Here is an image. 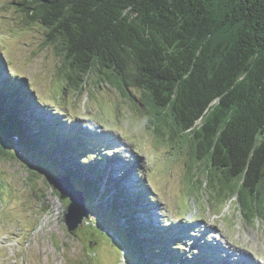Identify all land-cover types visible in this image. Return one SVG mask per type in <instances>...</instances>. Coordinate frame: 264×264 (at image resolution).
Wrapping results in <instances>:
<instances>
[{"label":"trees","instance_id":"trees-1","mask_svg":"<svg viewBox=\"0 0 264 264\" xmlns=\"http://www.w3.org/2000/svg\"><path fill=\"white\" fill-rule=\"evenodd\" d=\"M14 4L27 23L44 29L46 44L54 45L63 57L69 69L63 90L78 92L85 78L95 74V84L106 83L124 97L128 93L139 106L152 107L167 124L170 140L185 137L192 161L205 164L207 185L216 196L236 197L250 220L264 216V0ZM5 74L10 80L0 79V132L21 141L27 168L35 166L36 159L49 160L58 175L95 191V199L89 201L98 204L93 210L119 219L122 234L117 237L129 253L153 264H196L133 216L139 194L130 200L121 188L110 196L99 193L97 182L83 180V173L97 164L86 160V150L94 149L83 141L73 144L74 133L62 130L68 119L54 110L52 101L42 105L46 114L31 109V103L40 107L42 99L33 96L22 75ZM133 89L140 91V98L130 93ZM112 148L107 156L119 153H112ZM117 154L116 159L123 158ZM10 156L0 144V157ZM195 215L201 217L199 211Z\"/></svg>","mask_w":264,"mask_h":264},{"label":"rangeland","instance_id":"rangeland-1","mask_svg":"<svg viewBox=\"0 0 264 264\" xmlns=\"http://www.w3.org/2000/svg\"><path fill=\"white\" fill-rule=\"evenodd\" d=\"M0 60V79L10 80L5 72H17L33 96L42 99L41 108L31 103V109L46 114L42 105L52 101L54 110L68 119L62 130L74 133L73 144L83 141L94 149L86 150V160L97 164L83 173V180L97 182L99 193L110 196L121 188L130 200L139 194L133 216L151 225L157 239L166 238L174 250L179 247L177 253L182 251L196 264H264V216L250 220L236 197L216 196L207 185L205 164L192 161L185 137L170 140L167 124L152 107L139 106L128 93L124 97L106 83L95 84V74L85 78L78 92L63 90L69 72L63 57L54 45L46 44L38 23L25 21L14 0H0ZM130 93L141 97L138 89ZM35 129L29 127V134ZM20 142L13 139L12 147L21 161L0 157V264H153L131 252L125 257L122 243L114 237L122 234L119 219L99 210L98 216L93 210L96 201L87 204V224L69 233L65 224L69 201L59 198L42 172L27 170ZM109 146L112 153H119L107 156ZM36 160V168L61 176L49 160ZM76 187L87 201L95 199V191Z\"/></svg>","mask_w":264,"mask_h":264},{"label":"water","instance_id":"water-1","mask_svg":"<svg viewBox=\"0 0 264 264\" xmlns=\"http://www.w3.org/2000/svg\"><path fill=\"white\" fill-rule=\"evenodd\" d=\"M13 139L19 141L15 137H6L0 132V144L2 149L8 150L11 153V156L13 158L17 159L18 161H21V157L18 155V153H14V148L12 147V141ZM13 152V153H12ZM9 158V157H8ZM11 159V158H9ZM26 166V163H25ZM27 168V166H26ZM29 172L32 173H40L41 175L44 174L46 178V182L50 185L51 189L59 194V198L62 200H68L69 203L66 207V213H65V224L67 227V230L69 233H74L76 230H79L80 227L87 224L88 219L90 218V212L88 210L87 204L89 201L86 200L85 195L82 191H80L75 184L72 182L71 178L68 176H53V175H47L45 171H42L36 166H33L31 168H27ZM95 228L99 227L97 223H94ZM108 232L105 229H101V231L104 233ZM105 234V233H104ZM109 236V232L106 233ZM120 243H122L124 247V255L125 257L128 254V251L125 247V242L120 241L117 236H114ZM127 260V258H124V260ZM126 263V262H125ZM91 264V263H89Z\"/></svg>","mask_w":264,"mask_h":264}]
</instances>
